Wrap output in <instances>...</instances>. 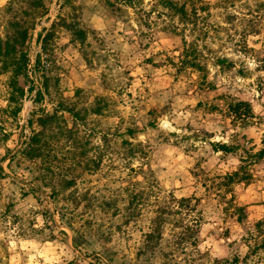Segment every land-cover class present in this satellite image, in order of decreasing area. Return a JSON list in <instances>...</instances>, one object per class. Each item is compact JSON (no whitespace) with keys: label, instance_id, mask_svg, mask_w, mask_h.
Returning a JSON list of instances; mask_svg holds the SVG:
<instances>
[{"label":"rangeland","instance_id":"rangeland-1","mask_svg":"<svg viewBox=\"0 0 264 264\" xmlns=\"http://www.w3.org/2000/svg\"><path fill=\"white\" fill-rule=\"evenodd\" d=\"M160 1L0 0V37L28 30L24 96L10 107L0 58V264H264V157L249 184L218 178L264 148V0H176L182 19ZM235 100L250 104L249 125L229 115ZM42 111L73 137L29 161ZM74 137L88 166L67 153ZM57 175L75 186H45ZM157 215L161 239L146 249Z\"/></svg>","mask_w":264,"mask_h":264},{"label":"trees","instance_id":"trees-1","mask_svg":"<svg viewBox=\"0 0 264 264\" xmlns=\"http://www.w3.org/2000/svg\"><path fill=\"white\" fill-rule=\"evenodd\" d=\"M38 4L41 2L36 1ZM160 3L177 15L180 19L185 15L186 9L185 6L179 4L176 0H162ZM15 27L17 24L15 23ZM28 36V30L23 27H16L13 31L8 34L5 38L0 37V58L2 64V71L8 74L7 87L9 91L8 97V106H12V104H16L19 99H22L24 96V83H22V78L27 76V66H28V58L23 51V47L25 45L26 39ZM44 39L42 42L44 43ZM185 42V41H184ZM184 51V49H183ZM184 53H182V56ZM190 67L195 66L194 63H188ZM193 64V65H192ZM42 98V93L39 91L36 93V99L39 100ZM227 110L229 115L232 116L233 120H237L239 123H243L244 125H249L253 119V112L251 106L246 101L235 100L227 104ZM19 112V108L17 107L14 111V114ZM61 112H67L71 116H77L76 113L67 107L61 109ZM64 122L63 118L58 115V111H54L52 113H42L37 114L35 118V125L37 129L33 130L31 135L28 137L26 145L21 150L23 156L29 161H41L45 158L49 157L50 152H54V156L56 155L57 148H60L64 145L62 141H69L71 139L73 129H68L67 127L61 126V123ZM3 132V131H2ZM2 141L7 140V134L2 133ZM129 135H133L132 131H129ZM75 136V135H74ZM79 142L76 141L75 137L72 139L71 150H67V153L72 152L74 165L78 164V166H88L83 162H79L78 159L84 160L85 151H81V153H77L76 149L79 148ZM211 147L215 152H221L224 154H232L240 149L239 144L235 143H225V142H214L211 143ZM246 156H241L239 159L238 168L231 172L227 173L219 178V184L225 188H229L235 184H249L252 179V174L250 172V167L256 164L258 161H261L264 157V148L260 149L258 152H252L250 149H244ZM90 162L91 159H89ZM95 164V162H94ZM84 168V167H81ZM49 173L54 176V171L49 168ZM76 170V169H75ZM74 170V171H75ZM84 170L93 171L92 167L84 168ZM73 174V173H71ZM4 170L0 165V179H3ZM43 178V177H42ZM56 178V179H55ZM55 179V181L53 180ZM52 182V183H51ZM49 184V185H48ZM55 184L60 186L62 190L72 189L76 184V179L74 175H57L56 177L50 178V183H47V187L54 191ZM197 202V199L194 198H180L177 201V205L179 208H184L187 211L190 210L191 201ZM192 208V207H191ZM237 211L244 215L243 207H236ZM158 215L152 221L153 227L144 234V246L146 249H152L161 239L160 232V223L157 222ZM194 230L189 233V237L195 235L198 231V221H194ZM257 231L261 236V242L257 245V248L264 249V218L261 221H258L255 224ZM186 230H191L192 227H185ZM238 259L234 258L232 264H237Z\"/></svg>","mask_w":264,"mask_h":264}]
</instances>
